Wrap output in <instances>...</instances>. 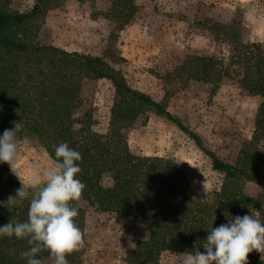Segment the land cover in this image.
I'll use <instances>...</instances> for the list:
<instances>
[{
  "label": "trees",
  "instance_id": "16d2710c",
  "mask_svg": "<svg viewBox=\"0 0 264 264\" xmlns=\"http://www.w3.org/2000/svg\"><path fill=\"white\" fill-rule=\"evenodd\" d=\"M27 11L11 9V0H0V135L20 122V142L42 147L55 162L53 145L68 143L79 151V179L85 189L75 202L79 214L75 223L83 232L90 213L119 214L146 228L124 257L125 264H159L163 252H204L201 246L208 230L227 223L228 216L252 213L264 222V43L244 42L237 30L216 24V39L229 46L226 58L189 55L180 66L187 81L218 89L223 82H235L251 97L260 100L251 138L231 161L208 149L201 136L186 127L150 95L133 89L118 69L123 58L115 41L138 13L136 0H77L89 3L91 17H103L113 24L103 56L41 45L39 29L49 11L62 0H30ZM105 5L104 11L97 4ZM107 80L114 88L108 131L93 130L92 113L84 110V86ZM153 114L176 126L211 162V169L223 176L217 191L196 200L185 173L163 157L131 154L126 133L145 125ZM7 163H0V201L15 195L16 184L4 181ZM103 178L111 181L102 185ZM256 186L255 193L247 187ZM29 200L16 206H0V226L10 220L28 219ZM214 216L216 217L213 222ZM27 238H0V264H26L21 253L28 250ZM261 253L248 255V264H264ZM42 264H53L47 250L38 254ZM69 264H81L77 250L66 256Z\"/></svg>",
  "mask_w": 264,
  "mask_h": 264
},
{
  "label": "rangeland",
  "instance_id": "374dc122",
  "mask_svg": "<svg viewBox=\"0 0 264 264\" xmlns=\"http://www.w3.org/2000/svg\"><path fill=\"white\" fill-rule=\"evenodd\" d=\"M138 13L131 25L114 42L124 62L118 66L127 84L166 103L167 110L186 127L198 133L204 145L225 161L235 158L250 140L259 98L245 93L235 82H223L218 89L187 81L180 66L189 55L226 58L229 46L212 31L219 24L237 30L244 42L264 43V0H136ZM105 5L97 4L104 11ZM11 9L27 11L30 0H11ZM113 24L102 16L91 17L89 3L62 0L49 11L39 29L38 43L90 56H103L109 45ZM84 110L91 111L93 130L108 131L114 88L107 80L87 83L83 90ZM145 125L137 124L126 133L131 154L163 157L186 175L192 196L204 200L217 191L223 176L212 171L204 156L176 126L153 114ZM54 162L45 150L20 142L19 177L6 164L3 179L21 187L34 168L44 169ZM102 185L111 181L103 178ZM255 193L256 186L247 187ZM146 228L119 214L90 213L83 228L79 248L81 264H125L131 237L144 239ZM264 255V254H262ZM261 255V257H262ZM181 253L163 252L159 264H181Z\"/></svg>",
  "mask_w": 264,
  "mask_h": 264
},
{
  "label": "clouds",
  "instance_id": "9594fccd",
  "mask_svg": "<svg viewBox=\"0 0 264 264\" xmlns=\"http://www.w3.org/2000/svg\"><path fill=\"white\" fill-rule=\"evenodd\" d=\"M22 125L5 129L0 135V163H7L19 177L16 164L20 160ZM55 162L44 169L34 168L25 184L10 195L0 206H16L29 200L28 219L10 220L0 226V238H27L28 250L21 253L26 264H42L38 254L47 250L53 264H69L66 256L83 245V232L75 223L79 201L85 184L79 179L81 153L68 143L53 145ZM216 217L214 216L213 222ZM199 249L181 254V264H248L249 253L264 254V222L253 213L228 216L227 223L211 227ZM129 247H134L132 238ZM264 259V255H262Z\"/></svg>",
  "mask_w": 264,
  "mask_h": 264
}]
</instances>
